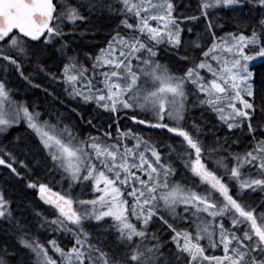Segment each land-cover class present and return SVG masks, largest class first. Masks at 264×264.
Returning <instances> with one entry per match:
<instances>
[{
	"label": "trees",
	"instance_id": "1",
	"mask_svg": "<svg viewBox=\"0 0 264 264\" xmlns=\"http://www.w3.org/2000/svg\"><path fill=\"white\" fill-rule=\"evenodd\" d=\"M87 1L54 0L56 13L46 37L38 44L23 40L33 63L5 51L17 65L9 68L16 83L6 82L14 99L50 129L56 124L59 127L57 119L63 117L72 134L83 132L81 142L117 146L116 141L123 135L151 145L158 162L152 170L145 162L143 171L150 174V184L155 187L148 202L152 213L144 214L150 216L145 224L135 219L132 231L124 232L117 230L110 219L97 221L87 210L73 212L70 203L76 207L79 201L90 199L89 185L85 195L60 188L62 176H69L37 136L20 124L0 132V263L42 264L35 254L37 247L54 253V246L64 253L78 250L81 255L80 260L57 257L56 264H133L128 263L130 256L149 251L165 253L168 264H206L207 258L223 254L222 243L227 237L240 255L239 264H264V240L259 238H264V61L252 67L249 108L234 127L218 116L207 103V96L191 81L183 83L186 107L179 124L156 122L136 110H117L113 114L93 101L76 97L64 79V70L71 65L76 67L74 72L89 75L94 58L111 35H124L125 20L133 19L121 0ZM168 1L178 41L174 45L167 39L160 43L161 35L148 49L158 52L156 61L168 64L172 77L194 76L214 42L229 37H255L257 48L264 52V0H232L231 4L216 6L204 0ZM151 59L154 61V55ZM172 61L180 64L179 69L171 67ZM24 89L30 94H22ZM257 154H261L260 160ZM197 158L216 179L218 190L195 175L192 166ZM165 182L184 193L177 197H183L185 203L171 214L158 209ZM185 193L208 198L222 214L210 222L209 215L197 205L186 203ZM245 215L252 216L256 229ZM199 221L206 228L200 227ZM106 232L112 236L110 239L102 236ZM178 234L191 237L195 248L199 247L197 257L178 246ZM211 238L217 245L212 251L206 247ZM118 256L119 262L115 263Z\"/></svg>",
	"mask_w": 264,
	"mask_h": 264
},
{
	"label": "rangeland",
	"instance_id": "2",
	"mask_svg": "<svg viewBox=\"0 0 264 264\" xmlns=\"http://www.w3.org/2000/svg\"><path fill=\"white\" fill-rule=\"evenodd\" d=\"M91 1L100 3L102 0ZM121 1L128 17L133 19V22L125 20L124 35H111L108 44L94 58V65L92 64L94 68L89 75L83 71L74 72L73 68L76 67L71 65L64 70V79L71 84L76 97L84 102L93 101L103 110L113 111V114L117 110H136L140 115L156 122L165 123L166 120L179 124L186 107L187 94L183 83L191 81L207 96V103L214 107L218 116L230 127L236 125L238 118L246 116L250 104L248 97L252 95V67L264 61V52L257 48L259 42L255 37L235 36L215 41L206 52L205 61L198 65V71L194 76L188 74L187 78H174L169 74L168 64L161 65L156 61L158 52L149 51L150 44L157 42L161 35L158 40L160 43L167 39L170 45H174L178 41L179 33L173 28L175 21L170 15L172 8L170 2ZM89 2L90 0L87 1ZM204 2L216 6L231 4L232 0ZM5 51L17 54L29 64L34 61L28 46L17 35H13L4 48L0 49V132L20 124L25 125L69 176L68 178L62 176L61 182H58L60 188L66 187L68 193L75 195H85L88 192L86 185H89L90 199L79 201L76 207L70 203L73 212L78 213V209L87 210L97 221L110 219L116 223L117 230L121 228L124 232L132 231L135 219H139L140 225L145 224L150 216L144 214L150 211L148 202L155 191L151 190L154 186L150 184L151 179L148 177L150 174L147 175L143 171V166L146 162L150 170L155 167L154 163L158 162L156 150L145 141L137 138L127 139L123 135L116 141L117 146L92 141L81 142L83 132L78 130L72 134L66 128L68 123L63 117L57 119L59 127L56 124V128L50 129L39 121L36 114L30 113L24 104L15 100L9 91L6 81L16 83L9 68H17V65L6 56ZM153 55L154 61L149 60ZM170 65L178 69L180 66L178 62L176 64L173 61ZM22 91H24L22 94H30L27 89ZM260 158L261 154H257V160ZM202 167L207 172L205 165ZM192 168L202 182L212 186L210 182L203 181L197 173L195 161ZM214 188L218 190L217 187ZM180 193H182L180 189L177 191L165 182L160 192L158 209L168 214L177 211L182 203H185L183 197H177ZM185 194L186 203L197 205L198 209L209 215L207 217L210 222L222 214L208 198L191 193ZM2 204L3 199L0 196V217L3 212ZM175 215L178 217L177 213ZM198 225L206 228L202 221H199ZM138 234L140 233L136 236ZM102 236L108 239L112 237L107 232ZM178 237L181 238L179 247L194 257L199 255V247L195 248V243L189 235L178 234ZM259 238L264 240L261 235ZM229 241V238L225 237L222 243L223 254L218 258L206 257V264H239L240 255L236 249L231 248ZM216 246L212 238L207 239L206 247L209 250H214ZM51 248L54 253H49L43 246L37 247L35 254L42 264H56L57 257L64 260L77 257L81 259L78 250L70 249L64 253L54 246ZM147 253L149 254L130 256L131 262L128 263L168 264L165 253L159 254L154 251ZM115 258L114 262L118 263L120 256Z\"/></svg>",
	"mask_w": 264,
	"mask_h": 264
},
{
	"label": "water",
	"instance_id": "3",
	"mask_svg": "<svg viewBox=\"0 0 264 264\" xmlns=\"http://www.w3.org/2000/svg\"><path fill=\"white\" fill-rule=\"evenodd\" d=\"M55 13L54 0H0V45L13 35H18L31 44L40 43L49 33ZM195 169L214 185L218 184L214 176L203 169L199 158L195 161ZM220 191L226 196L222 187ZM39 192L41 193V188ZM228 201L232 202L230 199ZM233 206L238 210L236 204ZM245 216L256 229L252 216Z\"/></svg>",
	"mask_w": 264,
	"mask_h": 264
},
{
	"label": "flooded vegetation",
	"instance_id": "4",
	"mask_svg": "<svg viewBox=\"0 0 264 264\" xmlns=\"http://www.w3.org/2000/svg\"><path fill=\"white\" fill-rule=\"evenodd\" d=\"M8 41V40H7ZM7 41H5L4 43H2L1 45H0V49L1 48H4V46L7 44ZM2 46V47H1ZM8 84V83H7ZM203 178V181H205V182H210L208 179H206V178H204V177H202ZM214 186V185H213ZM216 186H217V188H219V184H216ZM215 186V187H216Z\"/></svg>",
	"mask_w": 264,
	"mask_h": 264
}]
</instances>
